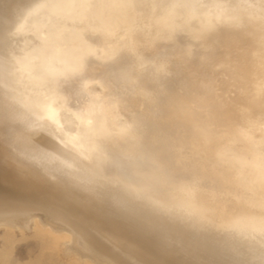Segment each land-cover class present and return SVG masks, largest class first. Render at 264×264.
Listing matches in <instances>:
<instances>
[{"label": "bare ground", "instance_id": "1", "mask_svg": "<svg viewBox=\"0 0 264 264\" xmlns=\"http://www.w3.org/2000/svg\"><path fill=\"white\" fill-rule=\"evenodd\" d=\"M17 126L89 203L60 214L89 254L35 219L34 264H264V0H0V145Z\"/></svg>", "mask_w": 264, "mask_h": 264}, {"label": "rangeland", "instance_id": "2", "mask_svg": "<svg viewBox=\"0 0 264 264\" xmlns=\"http://www.w3.org/2000/svg\"><path fill=\"white\" fill-rule=\"evenodd\" d=\"M199 8H202V5L197 4L190 12L199 16L202 25L207 24L209 19L215 18V13L200 15ZM198 37L201 38L203 48L207 47L212 41L214 44L217 41V28L204 30L201 27ZM64 128L68 129L66 126ZM19 129L20 134L18 137L12 130V137L7 141V145H0V148H3L0 150V189L4 191V193H0V227L3 224L16 226L23 229L24 235L21 236L19 231L16 230V240L10 249L7 263L0 261V264H34L40 247L38 239L34 238L29 230L35 219L43 225L54 227V229L71 232L72 241L69 245L75 247V249H66L64 252H59V258L63 262L68 261L65 254H74L77 251L89 254L90 251H87L82 242L79 241V239L83 240L82 238H85L83 233L80 232L78 235L69 220L60 215H69L71 212H75L78 206L81 208L80 213L86 217L89 212L84 209L89 207L87 198L85 199V197L79 195L75 183L67 184L63 167L59 170L56 169L57 172H53L50 169H44L42 164L26 160L27 154H30L32 150L40 153L44 152L46 143L39 144L43 138L42 134L36 130H30L32 127L20 126ZM47 137L49 136L47 135ZM19 139H21L20 142ZM54 145L58 146L55 143L53 147L51 146L52 149L55 148ZM46 156L47 160L51 159V154ZM86 218L80 217L83 222H88ZM62 219L66 220L67 226L62 225ZM2 245L3 238L0 228V252L3 249Z\"/></svg>", "mask_w": 264, "mask_h": 264}]
</instances>
